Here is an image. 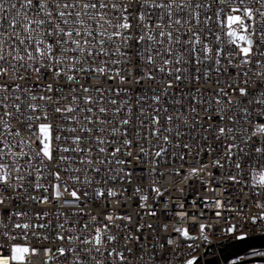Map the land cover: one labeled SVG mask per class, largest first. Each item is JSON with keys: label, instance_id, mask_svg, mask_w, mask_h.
I'll list each match as a JSON object with an SVG mask.
<instances>
[{"label": "built area", "instance_id": "2783aa9c", "mask_svg": "<svg viewBox=\"0 0 264 264\" xmlns=\"http://www.w3.org/2000/svg\"><path fill=\"white\" fill-rule=\"evenodd\" d=\"M20 2L21 0H7L8 4H17L16 12L21 11L19 8ZM194 2L211 5L210 8L206 7L198 10L201 20L204 19L205 15L213 16V21L209 22L211 34L205 35L203 24L196 25L192 23L190 26L200 34L201 40L213 50L208 53L209 56H215L217 48L223 50L220 56L215 57V59L221 61V64L217 66L213 59L204 60L198 65L200 69L198 73L194 71L196 66L194 60L184 65V67L189 69L188 75L190 77L199 75L202 78L199 81L192 80L178 90L175 88L167 89L168 95L162 96L161 104L159 105H153L151 97L153 95H161V90L167 88L172 77H169L166 73H160L154 69L153 74L157 77V80L143 81V86L136 84L134 79L132 83H125L121 86L118 79L109 80L106 76L78 73L77 75L84 86L92 88L95 85L103 88L106 98L117 99L118 101L131 100L134 123L129 126L130 135L128 138L133 140L130 149L133 155L129 157L124 154H117L119 158L130 161L124 165H116L114 163L111 165H98L102 170L105 167L117 170L123 168L124 171L119 175H117V172L107 173L104 171L97 174L91 171V168L87 172L64 170L65 168L83 169L86 167L80 164L78 160L64 162L58 160L45 161L47 167L39 165L38 160L33 161L34 165H38L42 169L41 178L38 181L42 185L40 189L34 187L37 182L34 170L27 166L25 160L19 161L23 165L20 174L26 176V181L18 182L15 179L17 173L13 171V178L10 184H0V196L4 197V203L0 204V264H19V262L11 260V248L13 245L28 246L30 249L36 250L35 253L26 255L23 264H97V262L99 264H121V261L115 255H108V252L113 249L124 252L128 257L124 264H183L191 258L194 260L198 259L201 264L211 258H215L217 264H264V248H249L226 262H223L220 253L221 248L232 244L236 240L256 235L264 236V185L260 184L261 174H264V152H255L256 147H264V144L261 143L264 137L253 135L255 127L264 124V112L261 111V109H264V105L248 104L246 100L241 103L239 108H248L247 119H245L246 114L239 111V109L235 112L222 113L223 115H234L236 117V123L231 124L227 120L220 121L218 115L213 111L218 106L215 104L214 93L211 91L220 87L225 88L227 91L228 85L233 82L238 86H244L242 80L245 78L242 73L237 75L239 70L236 67L229 66L227 63L228 59H231L233 65H238L242 57L239 54V49L228 42L227 29L218 26L216 23L215 13L219 11L221 13L219 19L224 20L232 7L260 8L261 6L255 0H245L244 4H240L239 0H235L234 3L229 0L228 3L223 5L219 3V0H194ZM131 7H137L135 0H133ZM8 14L11 18L13 12L9 10ZM111 14L110 12L109 15ZM17 18L19 19L20 17L18 16ZM261 19L257 15L255 25L257 33L262 30ZM187 27L189 26L186 25L181 31L184 32ZM112 30L108 28L109 32ZM9 31L11 30L9 29ZM33 35L37 34L33 33ZM217 35L220 36L219 41L216 39ZM182 39L188 40L190 37L184 35ZM253 40L254 45L260 43L258 35L254 36ZM8 43L11 44L12 42L9 41ZM189 47H195L197 50L196 56L203 60L204 54L200 51L201 44H193ZM8 50L10 51L11 49ZM260 50L264 51V46H261ZM228 53H233V55L229 57ZM21 54L24 53L22 52ZM115 58L113 57V59ZM254 61L255 58H253L252 65L244 66V70L252 67L254 72ZM109 66L121 69L128 68L133 77L135 75H143V72L140 71L141 69L153 68L152 65H147L136 56L132 57L131 68L124 64ZM169 67H172V65H169ZM217 67L226 68V70L217 72ZM0 69L6 70V74H0V84H20L21 87L30 84L34 89L33 94L40 95V92L35 90V86L42 81L38 82L35 74L30 70L25 73L24 69L19 68L17 62L12 60L11 56H8L6 61H0ZM206 69L208 70V77L204 78L203 73ZM261 71H264V69H261ZM253 72L249 73V77L252 81H257ZM124 74L122 71L121 75ZM19 75H29L32 79L27 82L19 80L17 79ZM217 79L220 80V84L216 83ZM61 82L65 84L62 95L69 96V100L61 101V103H71L70 89L72 87L78 88L79 85L73 84L69 87L66 82ZM172 83L175 85L176 82L172 80ZM193 85L198 86L201 92L205 93V98L210 101L208 105H196L201 126L193 130L185 127L180 120L176 119L171 124H167L163 119V115H172L174 107H181V111L185 112V115H190L189 112L185 111V109L190 107V95H200V93L195 92ZM118 87L127 88L128 92H121L117 96L116 89ZM189 88H193V92L188 98H185L184 93L188 92ZM257 88L264 90V85L256 82L250 86L249 90L251 92ZM152 89H155V91ZM8 94L10 96L20 95L24 104L31 102L28 99V95L23 92L10 91ZM76 94L81 97L77 102L78 107L85 106L82 99L84 95L93 97L99 95L94 88L87 94L82 91ZM138 94H146L149 97L146 102H142V106L148 108L150 114L152 113L150 105L169 108V112L161 116V129L164 127L175 129L179 125L180 131L184 135L177 137L173 132L169 135V141L167 142L163 141L162 138H152L150 134L148 139H145L144 137L150 133V129L141 127L140 137L137 138L135 129L139 125L135 123V118L139 112L137 106H135V98ZM221 98L227 99L223 96ZM230 98L234 102L236 101L234 93L230 92ZM254 98L258 99L259 97H254L253 95L247 97L248 100ZM176 99L181 100L182 105H174L172 101ZM32 103L44 104L43 101ZM56 106V104L48 106L47 111L50 116L55 115L58 117L59 114L54 113ZM104 106L112 108L119 107L120 104L118 103L115 106L105 104ZM204 107H208L209 111L207 113L202 110ZM223 107L231 106L225 104ZM9 110L14 111L12 108H9ZM2 111L3 109H0V112ZM75 114L81 117L84 115V113L79 111ZM123 115L124 113L122 112L121 116ZM208 115L212 116L213 119L205 120ZM141 119L145 120L146 125L148 124V120L145 117H141ZM40 122H50L53 126H77L75 123L66 122L62 118L50 121H37L36 123ZM10 123L13 128L19 127L14 119L10 120ZM190 123H192L191 120ZM207 125H212L213 127H216V125L234 127L237 130L233 133L236 136V140L231 141L223 136L217 140L216 132L212 128L205 131ZM21 131L25 138L31 137L32 147L36 148L38 143L36 134L29 133L26 128H22ZM59 134L69 137L87 135L79 132H62ZM163 134L168 135V133ZM105 135L108 134L105 133ZM249 136L252 139L245 144L244 140ZM204 137H207V139L205 140ZM108 138L115 139L117 141L115 146L121 147L120 141L122 137L119 134ZM233 142L244 147L245 151L239 152L238 149L234 148L232 150L233 155L229 159L224 154L225 145ZM138 143L144 145L148 152L147 156L139 152ZM184 144H188L189 147L184 148ZM54 146H71V140L54 142ZM161 147L165 148L166 151L160 157H155L154 152L159 151ZM24 150L28 151L27 148ZM108 150L110 152L112 150L111 147ZM128 150L123 149L122 151L126 152ZM97 154L96 151H93L90 156L95 159ZM54 155L76 157L80 154L54 152ZM136 156L140 158L136 159ZM217 160H219V165L216 163ZM5 162L12 163L7 158ZM237 162L241 165L240 169L235 167ZM192 169H197L198 171L193 174ZM29 172H32V175H28ZM55 172H59L60 180H57L53 175ZM127 173H131V175H127ZM76 176L80 178L79 181L69 179V177ZM85 176L91 179V184L83 182ZM109 176H114L115 179H108ZM229 176H236V181L228 179ZM104 180H107V183ZM28 181L32 182V186H28ZM21 183L25 187H20ZM54 185H59L61 193L59 200L55 199ZM45 188L47 191L44 190ZM108 189L114 190L116 196H108ZM153 189H159V193ZM73 190H77V194L80 196L79 202L72 197L71 192ZM96 190L103 191L104 195H96ZM84 191L88 192V196L83 195ZM28 196H47L49 203H37L36 201L28 200ZM143 197H147V199L144 200L142 199ZM16 211H26L27 216L18 218L12 216L9 219V214ZM45 212L47 215H44ZM152 212H155L154 216L150 215ZM109 215L114 218L111 222L106 219ZM117 216L130 217L131 219L130 221L117 220L115 219ZM15 222L28 223L33 225V227L27 230L17 229L14 227ZM5 223L8 224L7 228L2 226ZM39 224L47 226L40 228L38 227ZM57 224H64V228L58 229ZM105 224L110 225L107 234L115 236V240L112 242L105 240L100 252L95 250L85 251V249H92L93 245L83 244L81 241L84 238L92 240L95 235V228L100 227L103 229ZM113 224L120 225V227H114L112 226ZM149 224L152 225V228H148ZM84 225H88V227L85 228ZM165 225L167 226L166 228ZM201 226H203V229ZM137 227L140 229L139 232H137ZM69 228L72 229L70 232L68 231ZM176 229L187 230L188 235L183 236ZM25 232L27 233V239L24 236ZM57 233L65 237L71 236L73 239L71 241L68 239H57ZM137 235L140 236L139 241L135 239L125 240V236L135 237ZM75 237H79V239H75ZM169 240L172 243H169ZM60 247L65 248L64 255L57 251ZM68 248H72L75 251L69 252ZM127 248H131L133 252L129 254ZM47 249H51L50 254L45 251ZM141 254L144 259H136Z\"/></svg>", "mask_w": 264, "mask_h": 264}, {"label": "snow or ice", "instance_id": "6c2138e0", "mask_svg": "<svg viewBox=\"0 0 264 264\" xmlns=\"http://www.w3.org/2000/svg\"><path fill=\"white\" fill-rule=\"evenodd\" d=\"M228 2L229 0H219L222 5ZM231 2L234 3L235 0H231ZM244 2L245 0H239L240 4H244ZM255 2L261 7H232L224 20L219 19L221 15L219 11L215 13L216 23L218 26L227 29L228 42L239 49V54L242 57L238 65H233L231 59H228L227 63L229 66L236 67L239 70L237 75L242 73L243 77H245L242 80L244 86H238L233 82L228 85L227 91L223 87L211 90L214 93L215 104L218 106L213 111L218 115L220 121L227 120L231 124L236 123V117L234 115H223L222 113L235 112L239 109V111L246 114L245 119H247L248 108H239L241 103L246 100L248 104L264 105V90L260 88L253 89L251 92L249 90L253 83L259 82L260 85H264V71H261V69H264V51L260 50V47L264 46V10H262L264 9V0H255ZM132 3L133 0H21L19 5L21 11L16 12L17 4H8L7 0H0V61H6L8 56H11L12 60L16 61L19 68L24 69L25 73L30 70L35 74L38 82L42 81L35 86V90L40 92L39 96L33 94L34 89L30 84L25 87H21L20 84H0V109H3L0 112V184L9 185L13 178V171L17 173L15 179L18 182L26 181V176L20 174L23 168V165L19 163L21 160H25L27 166L34 170L37 181L34 185L36 189L42 187L38 182L41 178L42 169L40 166L33 164V161L36 160L39 161V165L44 167H47L45 161L52 162L54 160L61 162L78 160L80 164L86 166L83 169L65 168L64 170L66 171L87 172L91 168V171L97 174L104 171L107 173L117 172V175L124 171L123 168L117 170L111 167H105L102 170L98 165H111L113 163L124 165L130 162L119 158L117 154H124L129 157L133 155L130 150L133 140L128 138L130 135L129 126L134 123L131 100L118 101L117 99L106 98L103 88L95 85L92 88L84 86L77 75L78 73L106 76L109 80L118 79L121 86L125 83H132L133 79L136 84L141 86H143V81L157 80V77L153 74L154 69L160 73H166L176 83L174 85L172 80H169L167 88L161 90V95H153L151 97L153 105H159L161 104L162 96L168 95L167 89L175 88L178 90L192 80L199 81L202 78L199 75L190 77L188 75L189 69L184 67V65L194 60L196 65L194 71L198 73L200 71L198 65L204 60L213 59L217 66L221 64V61L215 59V57L220 56L223 50L217 48L215 56H209L208 53L213 50L201 40L200 34L190 26L192 23L196 25L203 24L205 35L211 34L209 22L213 21V16L205 15L204 19L201 20L200 12L198 11L202 8H210L211 5L194 2V0H135L137 7L132 8ZM9 10L13 12L11 18L8 14ZM110 12L112 13L111 15H109ZM257 15L262 18L260 20L262 30L259 33L255 30ZM18 16L20 17L19 19L17 18ZM186 25L189 27L182 32L181 29ZM108 28L113 30L109 32ZM33 33L37 35L34 36ZM184 35L189 36L190 39H182ZM257 35L260 43L254 45L253 37ZM216 39L219 41L220 36L217 35ZM9 41L12 43L9 44ZM193 44L202 45L200 51L204 54L203 60L196 56L197 50L195 47H189ZM8 49L11 50L9 51ZM22 52L24 54H21ZM228 55L230 57L233 53H228ZM133 56L138 57L147 65H152L153 68L141 69L140 71L143 72V75H135L133 77L128 68L121 69L109 66L124 64L131 68ZM113 57L116 58L113 59ZM253 58H255V71L253 72L252 67L244 70V66L253 64ZM169 65H172V67H169ZM216 70L220 72L226 70V68L217 67ZM122 71L125 73L124 75H121ZM250 72H253L257 81L251 80L249 77ZM0 74H6V70L0 69ZM203 77H208L207 69L204 71ZM17 79L27 82L32 77L19 75ZM61 81L66 82L69 87L73 84L79 85L78 88L72 87L70 89L71 103H61V101L69 100V96L62 95L65 84ZM216 83L220 84L221 82L217 79ZM93 88L99 95L96 97L84 95L82 99L85 106L78 107L77 102L81 97L76 93L82 91L87 94ZM193 88L196 93H200L199 96L190 95L193 92ZM193 88H189L188 92L184 93L185 98L190 95V107L185 109L190 115H185V112L181 111V107H174L172 115H163V119L167 124H171L176 119L180 120L185 127L193 130L201 126L196 105H208L210 101L205 98V93H202L198 86L193 85ZM152 90L155 91V89ZM10 91L27 94L31 102L24 104L20 95L10 96L8 94ZM121 92L127 93L128 89L118 87L116 95L119 96ZM230 92L236 95L235 102L230 98ZM250 95L258 96L259 98L248 100L247 97ZM221 96L227 99H222ZM148 99L149 97L146 94H138L135 98V106H137L139 112L135 118V123L139 125L135 129V136L137 138L140 137L141 127L150 129V133L145 135V139H148L150 134L152 138H162L163 141L167 142L169 141V135L173 132L177 137L184 135L180 131L179 125L175 129L171 127L161 129V116L162 114H167L169 108L150 105L149 107H152V113L150 114L149 109L142 106V102H146ZM35 101H43L44 104L32 103ZM118 103L120 104L119 107L109 108L104 106L105 104L115 106ZM172 103L174 105H182L181 100L178 99L173 100ZM51 104L57 105L54 108V113L59 114L58 117L49 115L47 108ZM225 104L231 107H223ZM9 108L14 109V111H10ZM202 110L205 113L209 111L208 107H204ZM77 111L84 113V115L82 117L76 115ZM261 111L264 112V109H261ZM122 112L124 113L123 116H121ZM141 117H145L148 120L147 125ZM56 118H62L64 121L75 123L77 126H53L50 122L36 123L37 121H50ZM12 119L17 121L19 127L13 128L10 123ZM212 119L213 117L210 115L205 117V120ZM190 120L192 123H190ZM22 128H26L29 133L36 134L38 141L36 148L32 147L31 137H24L21 131ZM209 128L216 132L217 140L221 136L231 141L236 140V136L233 133L237 130L232 126L216 125V127H213L212 125H207L205 131ZM62 132H79L87 135L69 137L59 134ZM105 133L108 135H105ZM163 133H168V135ZM117 134L122 137L120 141L121 147L115 146L117 143L115 139L108 138L109 136L115 137ZM253 135L264 137V124L257 125ZM204 139L206 140L207 137H204ZM251 139V136L245 138L244 143L247 144ZM61 140H71V146H54V142ZM261 143L264 144V140ZM109 147L112 149L110 152L108 150ZM137 147L141 154L148 155L143 144L138 143ZM183 147L188 148L189 145L184 144ZM25 148L28 151H25ZM234 148L238 149L239 152L245 151L244 147L234 142L226 144L224 154L229 159L233 155L232 150ZM123 149L129 150L123 152ZM93 151L98 153L95 159L90 156ZM165 151L166 149L161 147L159 151L154 152V156L160 157ZM54 152H72L80 155L76 157L56 156ZM255 152H264V147H256ZM6 158L10 159L12 163L5 162ZM135 158L139 159L140 157L136 156ZM216 163L219 165V160ZM235 167L240 169V163L237 162ZM197 171V169H192L193 174ZM28 175H32V172H29ZM53 175L57 180L61 179L59 172H55ZM127 175H131V173H127ZM69 179L79 181L80 178L76 176L69 177ZM108 179H115V177L109 176ZM228 179L236 181L237 178L236 176H229ZM83 182L91 184L92 181L85 176ZM104 182L107 183V180H104ZM260 184L264 185V174H261ZM19 186L25 187L23 183ZM28 186H32L31 181H28ZM54 189L55 199L59 200L61 197L59 185H54ZM44 190L47 191L46 188ZM153 190L159 193V189ZM71 195L77 202L80 201L77 190H73ZM83 195L88 196V192L84 191ZM96 195L103 196L104 192L96 190ZM107 195L116 196V192L108 189ZM27 199L41 204L49 203L47 196H28ZM142 199L146 200L147 197ZM3 203L4 197L0 196V204ZM37 215L39 216V214ZM44 215H47V213L45 212ZM150 215L154 216L155 212L150 213ZM12 216L17 218L27 216V212L16 211L10 213L9 219ZM106 219L111 222L114 218L109 215ZM115 219L130 221L131 218L117 216ZM2 226L7 228L8 224L5 223ZM46 226L45 224L38 225L40 228ZM112 226L120 227V225L115 224ZM14 227L27 230L33 225L15 222ZM84 227L87 228L88 225H84ZM201 227L203 229V226ZM57 228L63 229L64 224H57ZM109 228V224H105L103 229L96 227L92 240L84 238L81 243L93 245L92 249H85V251L95 250L100 252L105 240L107 242L114 241L115 236L107 234ZM148 228H152V225L149 224ZM71 230V228L68 229L69 232ZM139 231L140 229L137 227V232ZM176 231L181 232L183 236L188 235L187 230L176 229ZM24 236L27 239L26 232ZM57 239H68L71 241L73 237H65L57 233ZM75 239H79V237H75ZM133 239L139 241L140 236H125V240ZM169 243H172V241L169 240ZM35 251V249H30L28 246L13 245L11 248V260L23 264L26 255L35 253ZM45 251L49 254L51 253V249ZM57 251L61 255L65 254L64 247L58 248ZM68 251L73 252L75 250L68 248ZM127 252L131 254L133 250L127 248ZM108 255H115L121 261V264L128 260L124 252H119L115 249L109 251ZM136 259L143 260L144 256L141 254ZM186 264H195V261L190 259L186 261Z\"/></svg>", "mask_w": 264, "mask_h": 264}, {"label": "water", "instance_id": "95a60500", "mask_svg": "<svg viewBox=\"0 0 264 264\" xmlns=\"http://www.w3.org/2000/svg\"><path fill=\"white\" fill-rule=\"evenodd\" d=\"M249 248H264V236L256 235L250 236L247 238L239 239L233 242L232 244L225 245L220 249L221 259L223 262L241 254ZM195 264H201L198 262V259L194 260ZM204 264H217L215 258L208 259Z\"/></svg>", "mask_w": 264, "mask_h": 264}, {"label": "rangeland", "instance_id": "374dc122", "mask_svg": "<svg viewBox=\"0 0 264 264\" xmlns=\"http://www.w3.org/2000/svg\"><path fill=\"white\" fill-rule=\"evenodd\" d=\"M188 260H190V259H188ZM191 260H194L193 258H191ZM187 261V260H186ZM186 261L183 263V264H186Z\"/></svg>", "mask_w": 264, "mask_h": 264}]
</instances>
